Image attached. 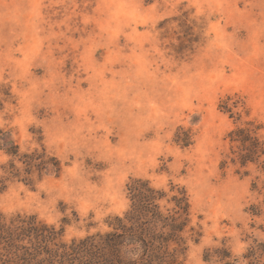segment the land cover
Returning a JSON list of instances; mask_svg holds the SVG:
<instances>
[{
	"label": "rangeland",
	"instance_id": "obj_1",
	"mask_svg": "<svg viewBox=\"0 0 264 264\" xmlns=\"http://www.w3.org/2000/svg\"><path fill=\"white\" fill-rule=\"evenodd\" d=\"M237 130L264 149V0H0V131L60 165L28 186L0 151V223L32 218L67 252L0 241V264H139L68 250L115 232L133 180L164 217L183 193L177 264H264V155L241 166Z\"/></svg>",
	"mask_w": 264,
	"mask_h": 264
},
{
	"label": "trees",
	"instance_id": "obj_2",
	"mask_svg": "<svg viewBox=\"0 0 264 264\" xmlns=\"http://www.w3.org/2000/svg\"><path fill=\"white\" fill-rule=\"evenodd\" d=\"M230 139L232 143H238L242 148L237 155L241 166L255 163L264 155L262 145L247 131L231 132ZM175 142L181 147L189 145L188 137L184 133L178 134ZM0 151L12 159L8 165V175L13 178L22 177L21 181L28 186L33 185L34 175L37 180L49 172L55 177L59 175L60 165L56 159L46 155L44 150H41L39 154L33 152L20 155L18 147L9 141L8 134L1 131ZM14 161L21 164L23 169H17ZM127 191L131 202L130 210L125 215L124 221L115 219V232L106 235L99 244H95L93 240H85L79 245L73 243L68 248L69 252L75 254L80 249H84L88 255L95 254L93 258H96L98 251L106 250L111 256L114 252L118 253L124 250L137 257L135 263L177 264L178 257L186 251L185 239L182 235L188 223V205L183 193L173 199L176 209L174 214L164 217L158 204L162 200L163 194L151 188L146 181H131L127 186ZM251 210L253 215H258L254 208ZM56 238L57 234L53 229L36 223L32 218L17 220L12 229L6 228L0 223V241L6 243L8 247H16L17 243L27 241L35 247L34 251L40 250L48 257L63 258L67 253L64 246H59L55 251L48 248L49 245L57 247ZM170 246H174V248L169 250ZM59 249H62V254L58 253ZM255 254L264 256V245H256L255 250H251L248 257L253 258ZM226 258H228L227 254L223 253L220 260L223 261ZM106 259L108 260L109 257ZM224 264L230 263L225 262Z\"/></svg>",
	"mask_w": 264,
	"mask_h": 264
}]
</instances>
